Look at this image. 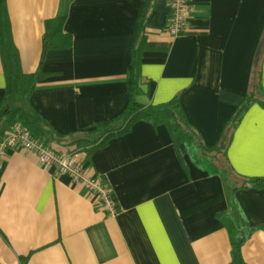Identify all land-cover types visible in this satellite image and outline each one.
<instances>
[{
	"label": "crops",
	"instance_id": "1",
	"mask_svg": "<svg viewBox=\"0 0 264 264\" xmlns=\"http://www.w3.org/2000/svg\"><path fill=\"white\" fill-rule=\"evenodd\" d=\"M147 0H7L23 73L42 64L46 23L67 10L68 49L43 61L49 77L31 97L35 112L60 136L116 118L128 103V69ZM185 34L167 31L169 0H154L141 57L139 102L179 96L208 146L253 86L261 60L264 0H191ZM7 78L0 50V104ZM234 132L229 159L238 174L264 177V107L254 104ZM5 132L11 127L4 125ZM165 125L141 121L104 149L80 153L91 177L113 190L119 213L101 211L84 184L35 154L0 158V264H230L232 245L219 212L229 209L220 175L193 162ZM48 145L71 151L57 141ZM254 227H264V189L237 193ZM247 264H264V228L243 247Z\"/></svg>",
	"mask_w": 264,
	"mask_h": 264
},
{
	"label": "trees",
	"instance_id": "2",
	"mask_svg": "<svg viewBox=\"0 0 264 264\" xmlns=\"http://www.w3.org/2000/svg\"><path fill=\"white\" fill-rule=\"evenodd\" d=\"M153 1L147 0L142 12L131 63L127 68L129 97L126 108L116 118L98 123L80 134L64 137L48 129L46 123L32 107L31 97L36 85L51 75L45 72L42 66L48 52L68 49L73 45L71 36L64 32L67 10H63L58 16L47 21L42 64L37 72L26 74L23 73L19 52L13 41L7 0H0V50L7 78L6 95L0 104V141L7 134L4 129L5 124L11 127L21 123L36 138L46 143L51 144L57 141L62 143L63 147H73L72 152L90 154L104 149L112 139L127 134L138 122L146 121L153 125H165L174 144L176 146L184 144L194 163L210 174L220 175L223 178L229 209L219 212L217 216L229 232L232 245L230 264H247L243 257V247L256 231L264 227L252 226L242 211L237 200V193L251 187L264 189V177L251 178L238 174L230 162L229 149L242 117L256 103L264 107L261 60L257 62L252 89L224 127L218 143L208 146L187 118L179 96L162 104L144 105L139 102V96L143 92L141 54L146 41L145 28Z\"/></svg>",
	"mask_w": 264,
	"mask_h": 264
},
{
	"label": "built area",
	"instance_id": "3",
	"mask_svg": "<svg viewBox=\"0 0 264 264\" xmlns=\"http://www.w3.org/2000/svg\"><path fill=\"white\" fill-rule=\"evenodd\" d=\"M172 9L167 31L175 36L186 33L192 11L191 0H169ZM0 141V158L9 150H23L35 154L39 164L44 168H54L60 174L69 176L74 182L85 185L87 191L96 198L98 208L110 216L119 213L113 190L99 177L87 174L79 152H61L36 138L32 132L17 123Z\"/></svg>",
	"mask_w": 264,
	"mask_h": 264
}]
</instances>
